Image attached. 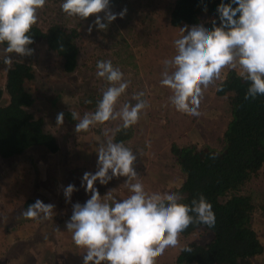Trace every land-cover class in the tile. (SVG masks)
Returning a JSON list of instances; mask_svg holds the SVG:
<instances>
[{
    "label": "clouds",
    "instance_id": "9594fccd",
    "mask_svg": "<svg viewBox=\"0 0 264 264\" xmlns=\"http://www.w3.org/2000/svg\"><path fill=\"white\" fill-rule=\"evenodd\" d=\"M46 2L0 0V45H6L0 47L4 71L12 69L11 54L33 55L29 45L34 40L29 33L38 22V10ZM60 8L67 17L79 20L104 13L103 17L96 15L93 25L88 27L89 33L93 27L107 30L117 16L123 18L127 13L126 8L118 14L110 11V0H62ZM216 12L219 26L212 19L211 29L203 24L181 27V36L173 42L174 56L163 61L160 84L171 90L170 104L176 111L194 118L201 115L206 90L222 79L225 68L237 70L238 76L248 82L245 100L264 96V0H231L230 3L222 0ZM96 76L106 81L107 87L95 111L82 117L71 111L72 119L77 121L75 133L88 132L91 127L109 121L121 123L115 129L103 130L105 141L96 149L97 170L85 172L81 181V187L91 195L83 204L72 205L65 227L74 244L84 250L83 264H156L166 249L179 245L180 234L190 225L214 227L215 213L203 194L193 198L191 204H184L178 192L161 194L145 190L135 168L142 153L137 155L124 142H114L115 132L137 124L149 107L145 92H134V104L125 102L117 108L131 82L111 60L97 61ZM64 120V113L59 112L57 126H62ZM120 177L127 178L123 184L131 193L127 198L116 199L113 190L102 197L95 187L97 181L107 185ZM77 190L72 184L63 189L66 203H72ZM54 209V204L37 199L21 216L37 222L50 221ZM56 231L61 232L59 227ZM183 250L191 252V248Z\"/></svg>",
    "mask_w": 264,
    "mask_h": 264
},
{
    "label": "rangeland",
    "instance_id": "374dc122",
    "mask_svg": "<svg viewBox=\"0 0 264 264\" xmlns=\"http://www.w3.org/2000/svg\"><path fill=\"white\" fill-rule=\"evenodd\" d=\"M174 0H110V11L113 13H120L125 8L127 9L126 15L121 18L117 16V19L113 21L107 28V30H98L93 27L91 33L88 32V27L93 25L96 15L104 16V13L94 14L86 20H79L75 18L67 17L60 8L62 0H47L43 9L38 10V24L42 27H46L53 19L57 21L65 22L71 27H76L87 41L85 48H82L81 65L72 73L66 74L60 70L59 60L55 53L47 50L43 44L37 43L30 47L34 50L33 55L27 57H19L17 54H11L14 62L24 61L31 64L36 72L35 78L32 80L34 85V91L36 101H34L31 111L36 118H41L44 122L45 128L55 134L58 137L60 149L61 147H68L67 141L73 139L77 145L81 146L85 142V149L94 151L99 147L100 143L105 141L103 130L105 128L115 129L120 125V121H109L105 125H96L89 129L88 132L75 133V123H70L68 119L64 120L62 126H57L56 115L50 117L48 109H66L70 111H76L82 117L86 112H93L96 108V103L102 97L103 90L107 87L106 81L96 76V63L99 60H111L114 67H118L124 74L125 79L129 80L130 86L123 94L117 104L119 108L125 102L135 103L132 100V94L134 92L143 91L146 87L145 97L148 101L149 107L154 111L145 110V114H141L137 124L128 129L127 134L129 137L121 142H124L126 146L130 147L134 153L138 155V159L135 163L136 171L139 175L141 183L147 192H159L161 194L165 192H172V189L179 185L182 181V172L178 168L174 157L171 153V145L175 142L170 139L168 134L170 123L172 121V114L168 115L164 112H159L156 108V103L162 102L164 97L155 98L150 89H153L151 79L155 74L150 72V65H156V72L158 79H160L163 70V61L168 59L169 52L174 46V40L179 38L181 34L180 28L182 26H171L169 24V11ZM210 18L206 15L200 16L197 24H203L207 28ZM107 23V21H103ZM195 24V25H197ZM189 27L192 25H188ZM175 47V46H174ZM157 54L160 59H157V63H153L150 60V56ZM156 55V56H157ZM5 65L0 61V87L5 83ZM7 72V71H6ZM224 73V70L222 71ZM160 83V80H158ZM156 83V84H157ZM214 85H210L212 89ZM208 88V89H209ZM208 89L206 91H208ZM165 92V97L169 98V91L167 87L159 89V94ZM155 94V93H154ZM208 92H205V95ZM52 100L51 97H55ZM151 97L153 99L151 100ZM6 95H3V100ZM86 101H91L87 103ZM216 105L220 111L221 119H231V107L226 97H220L216 100ZM85 107V109H82ZM165 109V105L161 103V110ZM151 111V113L149 112ZM174 124L181 122L183 127L188 125L186 117L176 116ZM207 119V117H206ZM170 120V121H169ZM116 133V132H115ZM209 132H204L206 141L209 142L207 137ZM169 138V139H166ZM173 138V137H172ZM190 145L195 142H202L200 136L195 135L192 131L188 135ZM114 142L115 141L114 139ZM120 142V141H119ZM118 143V142H117ZM214 145L213 148L221 150V140H214L209 142ZM176 145V144H174ZM204 145V144H203ZM209 146V145H207ZM91 148V149H88ZM38 149L31 147L24 153L20 154V162L23 164V169H27L30 175L28 181L23 185L24 188L28 185V194H35V189L38 187L39 179L42 175L36 171L39 161L37 158H41V154L37 152ZM52 153V152H50ZM74 154V153H73ZM52 155V154H51ZM97 152H96V154ZM65 157L68 158L66 164L61 165V168H70L68 177L62 174L58 177V181H54L51 178L47 182L45 176V182L49 183L46 191L49 193L47 196H43L42 199L46 203L54 202L57 197L61 196L64 200L63 205L69 204L67 207L72 211L73 203H66L63 189L69 184H74L73 180H80L85 172L81 167L89 164L90 162H84L80 160L77 164L69 155V151L66 152ZM42 159V158H41ZM4 164L9 167L12 165L10 160H4V163L0 159V167ZM94 167V166H93ZM77 169V170H76ZM97 169V167H96ZM95 168L92 173H95ZM260 174L257 178L250 181L245 189L246 192L251 191L256 197L255 201L259 203V210L256 211L254 227L260 237L264 246V165L260 170ZM127 178L120 177L114 178L107 185H101L99 181L96 182V186H101L105 189L109 188L112 191V196L116 199L127 198L131 193L127 187L123 184ZM45 183V184H46ZM8 176H5L0 172V198H8L10 186ZM81 185V184H80ZM62 189L61 195L56 192ZM2 191V192H1ZM78 191V190H77ZM76 192V191H75ZM77 198L84 200V191H79ZM109 191L106 192V194ZM117 192V193H115ZM114 193V194H113ZM105 194V195H106ZM30 198V197H29ZM26 201V200H25ZM62 215L66 216V211H60ZM54 216V215H53ZM8 219L17 220L21 217L20 211L13 210L7 215ZM2 221V222H1ZM7 219L0 218V224L6 223ZM2 235V234H1ZM0 235L3 238V236ZM182 243L189 242L194 239H208V233L203 232L201 228H198L195 232L188 235H180ZM0 264H38L36 261L37 256L33 258H24L22 261L21 253L24 251L27 244L18 241V243L9 247L6 241L0 242ZM66 244L57 245L61 250ZM64 252L57 254L50 253L45 259L39 254V264H64L67 261L61 258ZM44 256V252H43ZM36 257V258H35ZM38 259V258H37ZM240 264H264V252L257 257L246 258L241 261Z\"/></svg>",
    "mask_w": 264,
    "mask_h": 264
},
{
    "label": "trees",
    "instance_id": "16d2710c",
    "mask_svg": "<svg viewBox=\"0 0 264 264\" xmlns=\"http://www.w3.org/2000/svg\"><path fill=\"white\" fill-rule=\"evenodd\" d=\"M221 2L174 0L169 11V24L195 25L200 16L206 15L210 18L207 28L213 27L212 19H216V26H219L216 9ZM223 2L230 3L231 0ZM29 35L34 40L29 47L43 44L56 54L64 73H72L81 65L82 48L87 41L76 27L53 19L46 27L37 23ZM35 74L33 66L24 61L13 63L12 69L5 71V83L0 87L1 158L21 154L24 149L41 143L48 149L58 147L54 136L44 128L43 121L34 117L30 110L36 101L32 81ZM248 86L235 70H230L216 85V93L225 96L231 107V119L224 132L221 150L207 145L179 147L172 144L170 147L182 172V181L172 192H178L183 197L180 202L184 204H191L193 198L203 194L216 217L212 228L193 224L181 233L188 235L201 228L208 233V239L186 242L175 264H240L242 260L264 252L254 227L260 205L251 191H245L264 165V96L245 100ZM4 94L6 98L3 100ZM55 97L57 99V95ZM55 97H51L52 100ZM66 114L70 123H75L69 118L71 114ZM127 131H116L115 141L127 139ZM32 203L33 199L29 198L23 205L27 209ZM185 247L191 248V252L184 251Z\"/></svg>",
    "mask_w": 264,
    "mask_h": 264
},
{
    "label": "crops",
    "instance_id": "0c3cea01",
    "mask_svg": "<svg viewBox=\"0 0 264 264\" xmlns=\"http://www.w3.org/2000/svg\"><path fill=\"white\" fill-rule=\"evenodd\" d=\"M179 36H181V34L178 35V37ZM175 51H176L175 47L173 46L169 52L168 59L174 56ZM156 55L157 54L155 53L154 55L150 56L151 62L157 63L158 61L157 59H160L158 55L157 56ZM149 67H150V72L151 70H153V72L151 73L155 74L153 77H151V79H153L154 81L150 80L152 85L155 86H152L153 89H150V91H152L153 93L152 95L155 98H157L158 96L164 97L162 99L163 101L156 103L155 106L159 110V112L161 113L164 112L167 113L168 115L172 114L171 118L174 117L170 123L169 131H168V134H170L171 136L170 139H173V141L175 142L174 144H176L179 147L190 145L192 142L190 143L188 135H189V131L190 133L193 131L195 135L200 136V138L202 139V142H195L194 144H198V145L204 144V145H209L210 147H214V145L209 142L212 141L214 142V140L216 141L221 140V143L223 145V136L227 124L229 122V118L228 119L226 118L224 120L221 119L220 116L221 113L218 110L219 108L216 105L215 100L217 98L224 96L218 95L216 93V85L226 77V75L230 70L233 69L225 68L224 73H222V79L216 81L214 87H212V89L209 88L208 91H206L209 94L208 95L206 94L204 100L202 101L200 107L201 115L198 118H194L176 111L175 108L170 104L169 99L165 97V92H163L162 95L159 94V89H161L164 86H162L160 83L157 82H159L158 80H161L162 77L158 79L157 72L155 71L157 68L156 65H152V66L150 65ZM235 71L237 72V70ZM167 90L169 91V96H170L172 94L171 90L168 88ZM143 91H146V87H144ZM152 99L153 97H151V100ZM161 103L165 105L164 110H161ZM148 109L154 111L153 108L151 107H148ZM48 111L49 113H47V115L50 114L49 115L50 117L55 115L57 116L59 112H63L64 116H67L66 112H69L71 114V111L66 109H61V110L48 109ZM151 111L149 112L151 113ZM145 113L146 111L143 112L142 114ZM177 115L186 117V121L188 122V125H186V127H183V124L181 122H177L176 124H174L175 122L174 119H176L175 117ZM69 118H72L71 115L69 116ZM65 119L67 118L65 117ZM48 132L54 136L58 147L56 146L52 149H48L42 143L31 146V147H35V149H38L37 152L41 154V158H42V159L37 158L39 164L36 171H38L39 175L42 176L39 179L38 187L35 189V194L33 193L34 191L31 194H28L29 184H27L24 188H22L23 185L30 178V175L27 169H23L24 168L23 164L19 163L21 159L20 154L13 155L8 158L0 157L3 163L4 160H10L12 162V165L10 167L6 164L0 167V172L5 176H8V180H9L8 185L10 186L8 193H6V195H8V198L7 199H5L4 197L0 198V218L3 220L7 219L6 223L0 224V235L2 234L1 236H3V238L1 237L0 242L6 241V243L9 244V247H12V245L18 243V241L27 244L24 251H22L21 253L22 261H24L23 260L24 258L29 259L31 257L33 258V256H37L38 259L36 257L35 258L39 264L40 262L39 254H41V261H42V257L43 259H45L50 253L57 254L63 251L64 253L62 254L61 258L67 261V263L64 264H83V255L85 254L84 250L77 247L74 244V242L71 239V233H68L65 227V221H67L70 218L72 211L70 210L69 207H67L69 204L63 205L64 200L61 199V196L57 197L56 200L54 201L56 202L54 204L55 205V209L53 213L54 216L50 221L37 222L35 220L24 219L22 216L17 220H12V219H8L7 217V215L13 210L20 211V213L26 210L23 203L25 202V200L29 199V197L33 199V203H34L37 199L43 201L42 197L49 195V193L46 191V189L49 187L47 186V184L49 183L45 182V176L48 178L47 182L52 178L53 183L54 181H58V177L61 176L62 174H65L66 178L68 177L67 174L69 173L70 168L68 166L67 168L64 169L61 168V165L66 164L68 162V158L65 157L66 152L69 151L70 157L74 156L71 158H74L73 161L74 163L76 162V164L80 160H83L84 162L86 161L90 162L84 167H81L83 171L92 172L94 168L95 170H97L96 167H97L98 156L95 155L96 152H93L91 150L88 151L85 149L86 142L83 145L79 146L76 144V142L78 141H74L73 139H70L69 141H67L69 146L61 147L60 149L58 137L52 132L50 131ZM204 132L210 133L209 136L207 137V139H209V142L206 141ZM166 139L169 138L166 137ZM29 148L24 149L22 153H24ZM81 181L82 179L73 180L74 183L73 185H75L76 189H78V191L74 192L72 195L73 204L77 202L83 204L91 195L90 193L84 192V200H79L77 198L78 196L77 193L79 194L80 193L79 191H84L85 189L84 187H81L80 185ZM95 187L99 190L102 197L106 194L107 191H110L109 188L105 189L101 186H96V185ZM61 192L62 189L56 193L58 195H61ZM60 211H66V216H64V214L62 215ZM57 227L60 228L61 232L56 231ZM59 243L66 244L64 245L62 250L57 246L59 245ZM184 244L185 243H182L181 237H179V245L175 248L166 249L164 254L157 258L156 264H175L179 251L184 246ZM43 252H44V256H43Z\"/></svg>",
    "mask_w": 264,
    "mask_h": 264
}]
</instances>
